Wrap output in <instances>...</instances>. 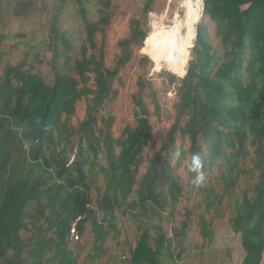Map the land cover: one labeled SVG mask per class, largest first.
I'll list each match as a JSON object with an SVG mask.
<instances>
[{"label":"trees","instance_id":"trees-1","mask_svg":"<svg viewBox=\"0 0 264 264\" xmlns=\"http://www.w3.org/2000/svg\"><path fill=\"white\" fill-rule=\"evenodd\" d=\"M159 2L166 4L140 0V15L107 62L118 6L73 0L83 36L51 26L41 44L48 82L25 63H7L12 52L27 57L39 47L25 34L0 33V264H178L193 249L191 228L211 245L219 221L239 236L241 264L262 263L264 0H202L185 76L157 74L173 95L172 122L147 161L150 118L159 123L161 107L146 77L151 62L138 52L154 62L147 18ZM36 6L14 0L12 16L30 18ZM135 62L133 125L117 136L112 107ZM123 218L133 245L119 242ZM73 225L78 241L87 229L92 236L87 251L70 245Z\"/></svg>","mask_w":264,"mask_h":264},{"label":"rangeland","instance_id":"rangeland-1","mask_svg":"<svg viewBox=\"0 0 264 264\" xmlns=\"http://www.w3.org/2000/svg\"><path fill=\"white\" fill-rule=\"evenodd\" d=\"M36 10L32 13L30 18H16L12 16V8L14 0H0V33L13 35V34H25L28 36V40L33 46H37L38 50L30 52L27 57L24 56V49L12 52L7 60V63L14 66L19 63H25L26 69H32L35 73L39 74L45 82H48L51 78L49 68V53H47L42 43L47 42L52 34L51 26L55 24L58 33L68 31L72 33L76 39L80 40L83 36L82 29L80 27L79 19L76 15V5L73 0H64L58 2L56 0H36ZM113 4L118 6L119 11L115 15L111 22L109 30L107 32V42L109 49L107 50V62H110L112 55L116 52V43L119 39H122L127 34L128 21L132 18H136L141 12L140 0H111ZM186 0H166V4L156 3L153 11L148 15V35L153 37L152 45H155V40L161 31H168L170 27L174 26V18L183 20L186 9L184 7ZM62 8V10H60ZM203 2L200 0L199 5V20L202 19ZM58 14V16H57ZM57 19L55 21V17ZM196 24V25H197ZM196 28V26H195ZM182 34H184L182 32ZM195 39V38H194ZM191 44V48L193 46ZM8 45L4 44L3 49L7 50ZM189 49V51L191 50ZM41 50V51H40ZM148 50L138 52L139 55L147 56L151 62V68L147 71L146 77L152 82L154 89L157 92V100L161 107V120L158 123L154 117L150 118V123L153 125L152 139L145 149L144 158L149 161L158 151L159 143L158 137L160 131H165L172 122V99L173 95L170 91L166 93V87L160 79L157 78V74L160 72H169L166 69L164 63H160L156 66L157 59L154 56V62L147 54ZM189 51L188 60L189 62ZM36 53L39 55L36 56ZM185 67V73H186ZM137 71L136 62L127 68L124 76L125 88L121 92L118 102L112 107L114 115L117 117L116 125L114 128L115 134L120 135L121 131L126 125H133L132 110L133 105L131 103L130 95L136 91L135 87V73ZM170 73V72H169ZM172 74V73H171ZM183 77V76H182ZM148 108L153 112V105L149 104V100L146 101ZM77 120H81L83 117V104H80L77 108ZM147 162L139 169V178L147 171ZM184 172V169L181 171ZM185 180V178H184ZM183 180V181H184ZM214 180V178H213ZM32 205L28 207L29 211H32ZM177 214L175 216L176 221L180 220L182 214V206L177 208ZM119 226L122 230V236L119 242H124V238L127 237V242L133 245V228L131 222L127 218L121 219ZM170 226L165 229L167 235L170 236ZM192 240L191 245L193 249L189 251L183 260L178 264H241L243 258V250L240 245V239L238 235H235L225 221H219L214 226V240L211 245H207L201 242V238L197 235V229L191 228ZM92 242V236L89 234L88 229L84 236L79 241H69L70 245L74 247L76 243L82 246L87 251L90 243ZM85 256V253L81 254L80 260ZM104 264V262L98 263ZM264 264V255L262 263Z\"/></svg>","mask_w":264,"mask_h":264},{"label":"bare ground","instance_id":"bare-ground-1","mask_svg":"<svg viewBox=\"0 0 264 264\" xmlns=\"http://www.w3.org/2000/svg\"><path fill=\"white\" fill-rule=\"evenodd\" d=\"M199 5L200 0H186L183 20L175 17L174 26L158 34L155 45L150 48L151 54L157 59L156 66L164 63L170 73L184 76L188 51L195 38V26L200 16Z\"/></svg>","mask_w":264,"mask_h":264},{"label":"built area","instance_id":"built-area-1","mask_svg":"<svg viewBox=\"0 0 264 264\" xmlns=\"http://www.w3.org/2000/svg\"><path fill=\"white\" fill-rule=\"evenodd\" d=\"M69 241H78V236L76 235L74 225L72 226V229L70 231V239Z\"/></svg>","mask_w":264,"mask_h":264},{"label":"water","instance_id":"water-1","mask_svg":"<svg viewBox=\"0 0 264 264\" xmlns=\"http://www.w3.org/2000/svg\"><path fill=\"white\" fill-rule=\"evenodd\" d=\"M195 36H196V33H195ZM185 74H186V73H185ZM185 74H184V76H185ZM184 76H183V77H184ZM177 77H180V76H177ZM180 78H182V77H180Z\"/></svg>","mask_w":264,"mask_h":264},{"label":"clouds","instance_id":"clouds-1","mask_svg":"<svg viewBox=\"0 0 264 264\" xmlns=\"http://www.w3.org/2000/svg\"><path fill=\"white\" fill-rule=\"evenodd\" d=\"M198 179H201V180H202V179H203V177L201 176V177H199Z\"/></svg>","mask_w":264,"mask_h":264}]
</instances>
